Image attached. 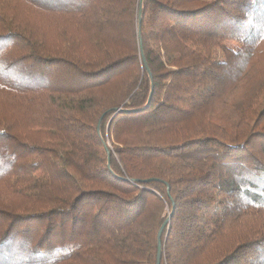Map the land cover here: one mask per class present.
Returning a JSON list of instances; mask_svg holds the SVG:
<instances>
[{"label":"trees","instance_id":"obj_1","mask_svg":"<svg viewBox=\"0 0 264 264\" xmlns=\"http://www.w3.org/2000/svg\"><path fill=\"white\" fill-rule=\"evenodd\" d=\"M168 220L160 264H264V0H0V264Z\"/></svg>","mask_w":264,"mask_h":264},{"label":"water","instance_id":"obj_2","mask_svg":"<svg viewBox=\"0 0 264 264\" xmlns=\"http://www.w3.org/2000/svg\"><path fill=\"white\" fill-rule=\"evenodd\" d=\"M102 119L99 122V127H100V125L102 123ZM168 222H169V220L162 226V228L160 229L159 234H158V264H160V260H161V237H162V233H163V231H164V229L166 227V224Z\"/></svg>","mask_w":264,"mask_h":264}]
</instances>
